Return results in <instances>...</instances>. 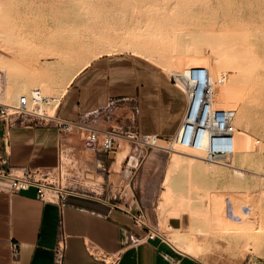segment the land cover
<instances>
[{
	"label": "rangeland",
	"instance_id": "1",
	"mask_svg": "<svg viewBox=\"0 0 264 264\" xmlns=\"http://www.w3.org/2000/svg\"><path fill=\"white\" fill-rule=\"evenodd\" d=\"M5 7L8 10L10 18L6 21L4 26L7 27L6 29L8 32H11V30H8V27L9 29H14L12 30L14 35H4V37L3 33L0 34V53H12L14 56L22 57L24 59H31V57L38 58L39 64L37 68L39 70L43 68V66L45 67L48 63L59 62L62 64V56L56 55L54 57H50L48 55L51 54V51L54 50L55 47L56 51L60 46L57 50L58 54L62 50L69 53L72 52L71 59L74 57L76 58L74 51L76 53H81V58L77 61L79 65H72V70H70L69 73H63L57 65L51 69L50 72H47L45 69V72L43 69L40 70V74L42 76L43 74L44 76H53L56 80V85L54 84L55 91L53 90L54 92L45 93L46 95H61L67 85L65 81H68L72 75L71 72H74L77 67L86 60V57L91 58V61L92 59L104 54L130 52L138 54L154 62L166 75L169 76L172 71L182 70L176 65L178 59L185 54L183 47H181L180 38L178 37H180L179 35L182 36V33L186 31H190L191 29H212L211 27L213 26L216 33L225 32L228 37L238 33L243 37V39L249 40L250 43H248V45L247 43L244 45L246 46L245 50H250L255 57V62H253L255 71H253V75L251 74V77L249 78L251 80L245 81L242 78L241 81H238L236 88L238 90L237 94L240 96L238 95L239 97L236 101H231L233 103L231 107L225 106V104L219 101L216 93L214 103L215 106L217 107L218 105L219 108L232 109L233 111L236 109L238 110V115L242 118V121L239 127L235 126V128L237 127L235 129V137L238 133L242 136L249 134L250 140L252 137V156L244 160H239V156L234 153V156L231 159L232 163L241 166L243 168L242 171L244 172L242 175L238 176L233 173L230 165H211L214 168L223 171L222 175H215L210 169H202L203 174L201 175L193 173L192 170V173L196 175V179L198 181V186L196 188L197 198L195 197L192 199V207H195V212L199 213V210L202 211V209H206L204 212H201V214L207 213L208 216L206 214L204 215L207 216L206 222H208L209 220H214V216L212 214H215V210L213 212L211 205L214 207L219 197L222 199L221 201L219 198V202H223L222 205L219 204L220 214L222 213L220 207L227 203H230V206H232L235 202L234 204L236 208L240 203H246V205L249 206L248 212L243 213L237 208V217H239L241 213V216L243 215L242 217L244 218L243 222L240 224L234 223L238 226L246 225L244 229L245 233L228 237L227 235H214L211 232L208 233L206 230H196L193 231L194 248L192 250L197 252L196 255L194 254L195 256L200 255L204 257L206 264H264V0H0V11ZM82 10H84V12ZM187 21L189 24H186ZM4 26H2V28L0 27V30L4 31ZM12 26L15 27L12 28ZM176 26L184 32L182 30H178ZM175 29L178 31L176 32ZM15 32L18 34L16 35ZM103 35L106 38H103ZM108 36H110V38ZM235 39H237L235 36L230 38L231 41H234ZM177 41L180 43L179 46ZM113 45L118 46L113 47ZM162 45L166 48V51L162 53L165 56L162 57L165 61H163L162 58H157L156 56V59L152 57L154 56L152 54H156L154 52V48H156V46L161 47ZM169 45H171V47ZM175 45L178 46L177 49L180 53L177 52ZM37 46H40V48L43 46L41 49L38 48L42 51H39L38 49H36L37 51L35 49L33 50V47L35 48ZM93 48L94 50H92ZM4 49L7 53L4 52ZM79 49L81 51H79ZM103 50L108 51L106 52ZM43 51L44 53L41 55ZM85 51L89 53L87 54ZM37 52L40 53V55ZM82 52L85 53L86 56L85 54L83 55ZM44 54L46 55L44 56ZM45 62L46 64H44ZM166 63H172L171 65H174L173 69L168 70L167 67L169 66L166 67ZM202 65L206 66L209 70H212V68H210L206 63ZM23 71L29 70L24 68ZM8 72V76H4L1 75L0 70V98L5 103L7 102L4 100L2 95L4 80L6 82L5 84L15 87L17 84V80L15 79L17 78H12V75L15 77L20 71L16 66L9 65ZM231 72L232 69L230 67H227L224 70V73L226 74L224 84L226 85H230ZM67 77L68 79H66ZM64 84L65 86H63ZM30 88L31 87L29 86L26 90L19 92L18 94H25ZM247 98L248 100H246ZM244 124L245 126H243ZM143 139L144 137L140 138V140ZM166 140L167 138H161L158 139L156 143L165 147L168 145ZM255 140H258V142ZM120 143V147L118 148L119 150L117 149V152H115L114 155L116 156L118 151L120 152L125 149L124 151L126 152V156L122 160L121 167L126 164L128 156H134L142 159L149 155L150 150L157 151L159 153L158 157H161L159 159L162 161V166H160L161 169H157L158 171L161 170L159 184L160 190L156 196H151L149 198V207L155 209L154 214L158 218V228L156 229L167 239L171 234L170 230L167 229V225H169L167 219L169 216L166 214L167 210L159 208L158 201L160 197L159 192H161L164 188L162 179L165 177L166 168L171 159V151L170 149L144 145L133 141L121 140ZM184 156L188 157L187 155ZM186 157L182 161L187 162ZM182 169L183 167L180 166L174 170L172 172L174 173L173 176H184ZM236 179L242 182L238 184L241 185V187H232V183ZM235 188L238 191L235 190ZM199 199L200 201H198ZM231 200L234 202L232 203ZM236 200L238 201V204ZM207 206L208 208H205ZM192 207L191 209H193ZM191 211L187 212L190 213ZM159 212L161 214H159ZM195 212L193 211V214ZM208 213H210L211 216H209ZM201 214L199 213V215ZM212 216L213 218H211ZM209 217L211 219H209ZM186 219L188 224V221L190 220L188 214ZM213 220L208 222L210 227H214L213 223L215 221ZM186 222L182 229L187 228L185 226ZM161 223L162 226L160 225ZM195 223L200 226V229H203V223L201 224L200 221ZM161 227L163 228L161 229Z\"/></svg>",
	"mask_w": 264,
	"mask_h": 264
},
{
	"label": "crops",
	"instance_id": "2",
	"mask_svg": "<svg viewBox=\"0 0 264 264\" xmlns=\"http://www.w3.org/2000/svg\"><path fill=\"white\" fill-rule=\"evenodd\" d=\"M113 97L137 102L136 127L141 137L164 139L173 135L186 105L183 92L157 64L134 53L120 52L92 59L72 77L62 93L58 115L73 121L105 106ZM98 126L105 125L99 122ZM8 139L6 168L55 166L60 142L55 128L16 125L10 128ZM64 146L79 150L82 141L73 132ZM124 150L118 152L121 158L115 152L87 154L84 158L89 183H96L91 188L104 202L95 196L72 197L60 209L57 203L38 199L32 187L11 192L8 181L0 180V264H54V248L61 232L65 237L64 264H104L88 249L118 255L117 264H206L204 257L185 253L159 237L148 239L133 226L130 214L144 211L148 223L158 228L149 198L160 190L161 170L157 169H161L162 161L157 151L150 150L142 159L128 156L121 167ZM186 218L182 213L167 221L180 229ZM11 242L20 245L18 258L11 255Z\"/></svg>",
	"mask_w": 264,
	"mask_h": 264
},
{
	"label": "built area",
	"instance_id": "3",
	"mask_svg": "<svg viewBox=\"0 0 264 264\" xmlns=\"http://www.w3.org/2000/svg\"><path fill=\"white\" fill-rule=\"evenodd\" d=\"M171 82L178 87L186 99L182 120L173 135L167 137V146L186 149L195 157L208 163L228 165L235 153L234 111L215 106L216 82L203 65L190 66L172 71ZM61 95H46L39 91L20 94L14 103L0 100V180L9 183L11 192L34 188L42 201L57 203L62 209L70 198L79 197L104 202L91 188L90 177L84 166L87 154H113L119 141H133L157 146L158 136H147L140 140L136 122L139 108L135 100L124 97L110 98L107 104L76 120H66L58 115ZM101 122L105 126L99 127ZM50 126L59 136L57 162L54 167L29 170L6 168V153L9 145V130L12 126ZM76 132L82 147L64 146L65 139ZM166 139V138H164ZM258 142V140H256ZM95 196V197H94ZM133 226L144 232V237H159L167 240L149 223L144 211L130 214ZM172 228L171 225H168ZM168 241V240H167ZM65 237L61 234L54 248V264H64ZM20 245L10 243L13 258L19 257ZM89 254L104 264H117L119 256L102 251L89 250Z\"/></svg>",
	"mask_w": 264,
	"mask_h": 264
},
{
	"label": "bare ground",
	"instance_id": "4",
	"mask_svg": "<svg viewBox=\"0 0 264 264\" xmlns=\"http://www.w3.org/2000/svg\"><path fill=\"white\" fill-rule=\"evenodd\" d=\"M50 2V1H49ZM54 2V1H53ZM60 2V1H59ZM197 2V1H196ZM38 3V2H37ZM42 4V3H41ZM46 4V3H45ZM49 4V3H48ZM53 4V3H52ZM102 4V3H101ZM250 5V4H249ZM43 6V5H41ZM7 7V6H6ZM3 8V10L1 9L0 11V27L2 28V26H4V24L6 23V21L10 18V15L8 14V10L7 8ZM80 7V6H79ZM83 7V6H82ZM51 8V7H50ZM56 8V7H55ZM99 8V7H98ZM38 9V8H37ZM48 9H49V5H48ZM58 9V8H57ZM79 9V8H78ZM83 9V8H82ZM203 9V8H202ZM54 10V7H53ZM80 10V9H79ZM257 10V9H256ZM84 12V10H82ZM210 11V10H209ZM58 12V11H56ZM55 12V13H56ZM86 12V9H85ZM239 12V10H238ZM258 12V11H257ZM53 13V12H52ZM136 13V11H135ZM209 13V12H208ZM17 14V13H16ZM137 14V13H136ZM205 14V13H203ZM260 14V13H259ZM258 14V15H259ZM24 15V14H23ZM122 15V14H121ZM179 15V14H178ZM230 15V14H229ZM255 15V14H254ZM19 16V15H17ZM234 16V15H233ZM49 17V16H48ZM177 17V16H176ZM235 17V16H234ZM259 17V16H258ZM45 18V17H44ZM190 18V17H189ZM28 19V18H27ZM89 19V18H87ZM91 19V18H90ZM238 19V18H237ZM262 19V17H261ZM264 19V18H263ZM145 20V19H144ZM147 20V19H146ZM32 21V20H31ZM88 21V20H87ZM230 21V19H229ZM238 21V20H237ZM263 21V20H262ZM91 22V21H90ZM89 22V23H90ZM235 22V20H234ZM93 24H95L94 22H92ZM97 23V22H96ZM253 23V22H252ZM167 24V23H166ZM175 24V23H174ZM177 24V23H176ZM186 24H189L188 21ZM214 24V23H213ZM113 25V24H112ZM165 25V24H164ZM89 26V25H88ZM159 26V25H158ZM169 26V25H168ZM171 26V24H170ZM15 26H12V28H14ZM91 27V26H90ZM172 27V26H171ZM178 28V30H182L179 29L178 26H176ZM255 27V26H254ZM5 28V29H4ZM4 31L0 30V34L3 33V36H11L13 34L12 30L14 29H9L11 30V32L7 31V27L4 26ZM18 28V27H17ZM95 28V27H94ZM100 28V27H99ZM104 28V27H103ZM173 28V27H172ZM175 28V27H174ZM181 28V27H180ZM199 28V27H198ZM212 29H191L190 31H186L182 33V36L179 35L180 38V43H181V47H183L184 49V56H182L181 58L178 59V61L176 62L177 67H180V69H186L192 65L197 66V65H202L204 63H206L210 68H212L210 74L212 73V79L216 82V87H215V93L218 95L219 101H221L223 104H225V106H232L233 103L231 102L232 100L236 101L237 98L240 96L237 90V83L238 81L243 78V80L245 81H249L251 79H249L251 77V74L253 75V71L254 70V66H253V62H255V57L254 54L250 51V50H245V45L247 43H250L249 40L243 39V37L238 34L235 33L233 34V36H226V33H219V32H215L213 29V26L211 27ZM226 28V27H225ZM224 28V29H225ZM50 29V28H49ZM171 30V29H170ZM177 30V31H178ZM227 30V29H225ZM94 31V30H93ZM160 31V30H159ZM174 31V30H173ZM176 31V29H175ZM176 31V32H177ZM18 32V31H17ZM17 32L16 35L18 34ZM98 32V31H97ZM233 32V31H232ZM180 33V32H179ZM225 33V34H224ZM245 33V32H244ZM22 34V33H21ZM29 34V33H28ZM31 34V33H30ZM42 34V33H41ZM94 34V32H93ZM115 34V33H114ZM166 34V32H165ZM175 34V33H174ZM178 34V33H177ZM14 35V34H13ZM12 35V36H13ZM117 35V34H116ZM160 35V34H159ZM171 35V34H170ZM2 36V35H1ZM4 36V37H5ZM236 37L237 39H235L234 41H231L230 38L231 37ZM18 37V36H17ZM105 36L103 35V38ZM110 38V36H108ZM112 37V36H111ZM117 37V36H116ZM167 37V36H166ZM177 37V36H175ZM3 38V37H2ZM14 38V37H13ZM101 38V39H103ZM106 38V37H105ZM118 38V37H117ZM97 39V38H95ZM47 40V39H46ZM109 40V39H108ZM69 41V40H68ZM99 41V40H98ZM112 41V40H111ZM121 41V40H120ZM175 41V40H174ZM91 42V41H90ZM118 42V41H116ZM137 42V41H136ZM178 42V41H177ZM176 42V43H177ZM12 43V42H11ZM156 43V42H154ZM162 43V42H161ZM171 43V42H170ZM180 43L178 42V46L180 45ZM33 44V43H32ZM123 44V43H122ZM126 44V43H125ZM39 45V44H38ZM42 45V44H41ZM98 45V44H96ZM119 45V44H118ZM118 45H113V47H117ZM160 45V44H159ZM62 46V45H61ZM92 46V45H91ZM94 46V45H93ZM163 46V45H162ZM158 47L156 46V48H154V52L156 54H152L154 56H152L154 59L157 58H162L164 55L162 53H164L166 51L165 46L163 47ZM171 47V45H169ZM173 46V45H172ZM176 46V45H175ZM176 46V49L177 47ZM43 47V46H42ZM41 47V48H42ZM60 47V46H59ZM58 47V48H59ZM84 47V46H83ZM97 47V46H96ZM95 47V48H96ZM104 47V46H103ZM132 47V46H131ZM151 47V46H150ZM180 47V48H181ZM9 48V47H8ZM40 48V46L38 47H33V50ZM40 48V49H41ZM46 48V47H45ZM52 48V47H51ZM57 48V50H58ZM89 48V47H88ZM91 48V47H90ZM108 48V47H106ZM104 48V49H106ZM111 48V47H110ZM109 48V49H110ZM119 48V47H118ZM124 48V47H123ZM127 48V47H126ZM129 48V47H128ZM175 48V47H174ZM179 48V49H180ZM38 49L39 51H42ZM44 49V48H43ZM50 49V48H49ZM56 49V47H55ZM50 50L51 54H48L50 57H54L56 55L58 56H62L61 58L63 59L62 64H60L59 62L57 63H48L47 65H45V67L43 66V68H41L40 70H46L47 72H50L51 69H53L56 65L59 66V68L64 72H70V70H72V65H77V61H79V59L81 58V53H76L74 51V55L76 54V58L74 57L73 59H71V55L72 52H65L60 51V53H57V50ZM82 49V47H81ZM101 49V48H100ZM125 49V48H124ZM153 49V48H152ZM5 50V49H4ZM47 50V49H46ZM86 50V49H84ZM91 50V49H90ZM89 50V52H90ZM94 50V48L92 49ZM99 50V49H98ZM113 50V49H112ZM148 50V48H147ZM13 51V50H11ZM20 51V50H19ZM37 51V50H36ZM70 51V50H69ZM79 51H81L79 49ZM88 51V50H87ZM87 51H85L87 53ZM100 51V50H99ZM103 51H108V50H103ZM118 51V50H117ZM176 51V50H175ZM3 52V51H2ZM6 52V50L4 51ZM9 52V51H8ZM14 52H15V48H14ZM21 52V51H20ZM34 52V51H33ZM47 52V51H46ZM84 52V51H83ZM82 52V53H83ZM88 52V53H89ZM177 52L178 49H177ZM7 53V52H6ZM38 53V52H37ZM44 53V51L41 53V55ZM87 53V54H88ZM92 53V51H91ZM90 53V54H91ZM95 53V52H93ZM101 53V52H99ZM153 53V52H152ZM172 53V52H171ZM180 53V52H179ZM40 55V53H38ZM85 53H83L84 55ZM16 55V54H15ZM46 54H44L45 56ZM138 55V54H137ZM179 55V54H177ZM43 56V57H44ZM86 56V54H85ZM156 56V57H155ZM38 57V56H37ZM41 57V56H40ZM91 57V56H90ZM165 57V56H164ZM168 57V56H167ZM166 57V58H167ZM179 57V56H178ZM91 58H87L84 62H82V64H80V66L77 67V69L74 72H71V77L68 79V77L66 79H68V81L65 83L68 84L69 81L72 79V77L80 70L82 69L84 66H86L89 62H90ZM153 59V60H154ZM30 60V61H29ZM163 60V58H162ZM156 61V60H155ZM165 61V60H163ZM81 62V61H80ZM157 62V61H156ZM43 63V62H42ZM38 58H32L31 59H24L22 57H16L14 56L12 53H8V54H3L0 53V70H1V75L4 76H8L9 72H8V67L9 65H14L17 67V69L20 71L19 73L16 74V76L14 77L12 75V78H17L15 80H17V84L15 87H11L8 84H5V80H4V84H3V97L4 100H6L7 103H14L17 99V97L19 96V92H22L24 90H26L27 87H31L29 89V92L31 91H39L42 94L45 93H50L55 89V82L56 80L54 79L53 76H43L40 74V70L37 68L38 66ZM46 64V62L44 63ZM170 63H166V67L168 70H172L173 66L167 65ZM174 64V63H173ZM79 65V64H78ZM165 65V64H164ZM41 66V65H40ZM42 67V66H41ZM206 67V66H205ZM231 68L232 72H231V76H230V85H226L225 83V78H226V72L224 73V70L226 68ZM28 69L29 71H23V69ZM44 70V72H45ZM49 70V71H48ZM209 70V71H210ZM77 71V72H76ZM13 74V72H12ZM243 76V77H242ZM10 77V76H9ZM255 77V76H254ZM3 78V77H2ZM14 82V81H13ZM55 84V85H54ZM65 86V84L63 85ZM241 86V84H240ZM57 87V86H56ZM59 87V86H58ZM61 87V86H60ZM57 89V88H56ZM217 89V90H216ZM55 91V90H54ZM53 91V92H54ZM58 92V91H57ZM240 93V92H239ZM245 93V92H244ZM243 94V93H242ZM1 95V93H0ZM239 95V96H238ZM216 97V96H215ZM250 98V96H249ZM251 99V98H250ZM1 100V98H0ZM248 100V98L246 99ZM253 100V98H252ZM2 101V100H1ZM4 102V101H3ZM218 107V105H217ZM235 115H234V124L235 126H238L241 124L242 118L238 115V110H234ZM247 124V122H246ZM245 126V124L243 125ZM247 126V125H246ZM237 128V127H236ZM235 128V129H236ZM236 131V130H235ZM243 134V133H242ZM256 139V138H254ZM252 140V137H251ZM251 140H250V136L249 134H245V136H242L238 133V135L236 134L235 137V154L239 156V160H244L246 158H249L252 156V144H251ZM256 141V140H255ZM160 143V142H159ZM157 144V143H156ZM161 144V143H160ZM158 145V144H157ZM254 145V143H253ZM159 147H162L160 145H158ZM119 150V149H118ZM171 151V159L169 162V165L167 170H166V174L165 177H163L164 179L162 184L164 186V189L159 192L160 193V198L158 201V206L159 208H162L164 210H167L166 214H168V216H179L182 213H186L189 215L190 220L188 221L189 223L187 224L186 222V227L185 229H177V228H170L167 225V229L170 230L171 234L168 236L167 240L176 248H178L181 251H184L185 253L191 254V255H196L197 252L193 251L192 249L194 248L193 246V231H198V230H206L208 231V233H213L215 234H220V235H227L228 237L233 236V235H240V234H244V229L246 227V225H235L236 224H240L241 222H243V215L237 217V213H238V209L241 210L243 213L244 212H248L249 210V206L246 205V203H240L237 208L235 206V202L232 201L230 206V203L225 204L224 206L220 207L221 209V214L219 213V204L222 205L221 201L219 202V198L216 201L215 206L213 207L211 205V209H213V212L215 210V214H212L214 216V220L215 221L213 223L214 227H210L209 226V220L207 221V213L201 214V212H204V210L206 209H202V211L199 210V213L201 215H199L198 212H195V207L193 208V201L192 199H194L196 196V188L198 186V181L196 179V175L195 174H203L202 169H210L213 174L215 175H222V172L220 169L214 168L211 165H215V163H208L205 162L204 160H199V158L195 157L192 153H190L188 150L186 149H182L179 148L177 145H174L173 148L170 149ZM119 152V151H118ZM122 154V152H119ZM118 153V154H119ZM121 154H119L118 156H120ZM126 152L124 151L123 155H125ZM122 155V157H123ZM187 155L188 157L184 156ZM185 157L187 158V162H184L182 160L185 159ZM121 158V156H120ZM121 163V160H120ZM205 163V164H204ZM222 165V164H221ZM232 167V171L235 175H242L244 172L242 171L243 168L241 166L235 165L232 163V161L230 162V164H228ZM182 166L183 167V174L184 176L181 177H176L173 176L174 173H172L174 170H176L178 167ZM116 167V166H115ZM115 170V169H114ZM193 170V173H192ZM206 183V182H205ZM242 182H240L239 180H235L232 184V187H241V185H238ZM225 186V185H224ZM231 189V187H230ZM228 190V189H227ZM233 190V189H232ZM235 190H237L235 188ZM241 190V189H240ZM238 191V190H237ZM218 192V191H217ZM244 192V191H243ZM238 193V192H237ZM242 193V192H241ZM234 194V193H233ZM207 195V193H206ZM205 196V195H204ZM215 197V195H214ZM213 197V198H214ZM218 197V196H217ZM232 197V196H231ZM223 198V196H222ZM234 198V197H233ZM207 199V198H206ZM231 199V198H230ZM212 200V199H211ZM200 201V199L198 200ZM214 201V202H215ZM230 201V200H229ZM237 201V200H236ZM226 202V200H225ZM238 204V201H237ZM207 205V204H206ZM220 205V206H221ZM235 206V209H234ZM191 207L193 209H191ZM231 207H232V211H231ZM205 208H208L205 207ZM193 210L195 213L193 214ZM208 210V209H207ZM187 211H191L190 213H188ZM209 211V210H208ZM212 213V212H211ZM159 214H161L159 212ZM209 216L210 213H208ZM213 216L211 218H213ZM245 217V215H244ZM209 217V219H211ZM162 221V220H161ZM166 221V220H165ZM164 221V222H165ZM200 221L201 224L203 225V229H200V226H198L195 222ZM160 223V222H159ZM167 224V223H166ZM212 224V223H210ZM162 226V223L160 224ZM212 225V226H213ZM163 227H161L162 229ZM165 231V230H164ZM205 232V231H204ZM194 234L196 235V233L194 232ZM205 234V233H204ZM207 234V232H206ZM203 235V234H202ZM206 236V235H205ZM244 236V235H241ZM210 237V236H209ZM238 237V236H237ZM240 237V236H239ZM166 238V237H165ZM204 238V237H203ZM222 238V237H220ZM202 239V238H201ZM200 239V240H201ZM224 240V239H223ZM246 242V241H245ZM245 244V243H244ZM243 244V245H244ZM170 245V244H169ZM248 246V244H247ZM198 249V248H197ZM196 250V249H195ZM199 250V249H198ZM197 250V251H198Z\"/></svg>",
	"mask_w": 264,
	"mask_h": 264
},
{
	"label": "water",
	"instance_id": "5",
	"mask_svg": "<svg viewBox=\"0 0 264 264\" xmlns=\"http://www.w3.org/2000/svg\"><path fill=\"white\" fill-rule=\"evenodd\" d=\"M0 135H1V131H0Z\"/></svg>",
	"mask_w": 264,
	"mask_h": 264
}]
</instances>
